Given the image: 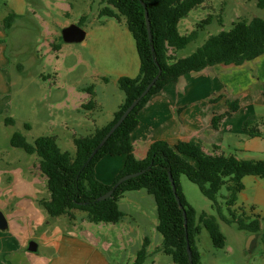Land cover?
Segmentation results:
<instances>
[{
    "label": "rangeland",
    "instance_id": "1",
    "mask_svg": "<svg viewBox=\"0 0 264 264\" xmlns=\"http://www.w3.org/2000/svg\"><path fill=\"white\" fill-rule=\"evenodd\" d=\"M257 3L258 0H208L180 22L182 35L198 30L199 37L176 52V57L193 54L211 36L231 30L238 22L264 18V10ZM101 8V0H0V16L20 15L6 39V73L10 83L6 94L0 95V198L13 211L1 207L9 221L7 234L21 244L26 239L29 245L36 243L38 251L28 254L39 261L42 257H55L53 251L57 247L53 240L80 239L103 251L109 248L105 246L107 241L111 244L106 252L110 264H134L149 238L146 264H175L161 251L163 237L157 230L156 202L145 190L127 193L119 206L123 220L110 224L90 222L87 213L80 210L72 212L74 218L50 217L39 204L41 199L50 197L42 183L38 186L43 192L34 207L30 206L32 198H22L16 189L27 178L26 168L34 170L39 162L36 155L11 146L14 133L23 134L30 143L41 136H54L62 150L75 154L74 139L106 126L124 102L119 79L139 74L140 58L125 18L119 22L101 17ZM210 16L214 20L207 24ZM219 18L223 24L218 22ZM81 23L87 32L86 39L78 44L65 43L62 30ZM7 119L15 123L8 125ZM250 178L261 181L259 177ZM250 181L254 185L255 180ZM180 185L187 201L199 213L206 212L218 219L226 237L225 247L216 249L208 231L202 229L197 244L203 264H264L262 238L256 241L257 247L248 249L252 235L223 222L212 201L185 175L181 176ZM227 194L224 188L218 197L225 214ZM250 209L247 212L252 216ZM16 255L20 254L13 255V261Z\"/></svg>",
    "mask_w": 264,
    "mask_h": 264
},
{
    "label": "trees",
    "instance_id": "2",
    "mask_svg": "<svg viewBox=\"0 0 264 264\" xmlns=\"http://www.w3.org/2000/svg\"><path fill=\"white\" fill-rule=\"evenodd\" d=\"M208 0H101L100 16L114 18L121 22L125 18L132 34L140 58L138 76H123L119 88L125 95L124 102L115 113L114 119L106 126L97 128L94 133L75 138V154L64 151L54 136H41L33 143L16 132L11 138V146L24 150L39 158L41 173L47 178L49 199L39 201L50 217L70 216L73 211L87 213V220L94 223L117 224L124 218L119 202L128 192L145 190L155 199L158 214L157 230L163 237L161 251L170 256L175 264H191L188 245L192 252V264H201V254L197 247V237L205 228L216 249H223L226 237L221 231L218 219L206 212L198 216L197 210L187 201L180 185L185 175L197 185L201 193L213 203V208L226 224H236L241 231L262 238L264 218L249 215L245 207L238 206L239 195L244 190L245 177L264 178V160H240L234 154L207 153L198 142H180L172 146L166 141H156L148 149L147 155L139 159L134 154L132 134L139 125V113L150 99L164 88L177 82L182 76L197 73L217 65L242 66L264 55V18L254 17L250 21L238 22L229 31H221L211 36L193 54L177 58L176 52L184 50L196 41L199 31L182 35L180 22L190 12L204 5ZM258 7L264 10V0H258ZM146 10L151 22L152 41L149 39ZM20 17L10 13L3 25L7 31L13 28ZM213 16L207 20L212 23ZM223 24L222 19H218ZM83 26V23L80 24ZM62 39V38H61ZM154 48V50L152 49ZM159 75L150 92L140 101L123 124L112 134L102 148L100 143L117 123L126 109L136 100L147 86ZM89 90V89H88ZM90 93L94 95L91 88ZM95 106V103H93ZM92 104V105H93ZM232 111L238 105L229 103ZM231 115L227 112L213 119L218 122ZM7 124L14 120L7 119ZM264 127V119L258 122ZM29 130L30 127L26 126ZM98 151L94 154V152ZM94 154V155H93ZM107 156H126L123 169L112 184H105L97 177L96 166ZM144 171L143 174L121 184L112 197L99 201V198L113 189L122 177ZM169 174H172L177 194L183 205L179 207ZM227 190L224 206L218 201L223 189ZM251 212L254 210L250 209ZM184 212L187 215L185 225ZM263 239V238H262ZM151 241L145 239L134 264H146Z\"/></svg>",
    "mask_w": 264,
    "mask_h": 264
},
{
    "label": "crops",
    "instance_id": "3",
    "mask_svg": "<svg viewBox=\"0 0 264 264\" xmlns=\"http://www.w3.org/2000/svg\"><path fill=\"white\" fill-rule=\"evenodd\" d=\"M5 18L6 15L0 16V95L6 94L10 83L6 73L8 63L5 52L6 39L12 29L6 30L3 25ZM230 102L237 104L238 110L232 111ZM117 111L114 112L113 119ZM227 112L231 115L219 121L218 127H214V117ZM262 119L264 55L242 66L221 64L202 72H193L168 84L139 113V125L132 134L134 154L139 159L144 158L150 145L160 140L172 146L194 141L200 143L209 154H234L240 160L261 161L264 160V127H260L258 122ZM125 161L126 156L103 158L96 166L98 179L105 184H112L123 169ZM26 172V180H23V185H17L16 189L22 198H32L30 206L34 207L35 201L43 192L38 184L42 183L47 188V178L41 173L39 163L34 170L32 167L26 168ZM250 180H255L254 185H251ZM260 180L251 179L250 176L244 178L245 188L239 195L238 206L247 209L253 207L254 215L264 216V178ZM1 199L0 210L2 211L1 207H6L13 213ZM201 213L198 212V216ZM41 219L45 222L44 217ZM233 225L238 228L236 224ZM7 230H0V264H110L106 252H109L111 244L107 241L105 246L109 248L103 251L80 239H66L62 242L53 240L52 243L57 247L53 251L55 257H42L39 261L28 254L29 239L21 244L13 236H9ZM262 238L264 243V234ZM259 239L256 237L252 240L251 248L257 247L256 241ZM47 242L50 243L45 240ZM15 254L20 255H16V260L13 261ZM203 260L201 255V264Z\"/></svg>",
    "mask_w": 264,
    "mask_h": 264
},
{
    "label": "water",
    "instance_id": "4",
    "mask_svg": "<svg viewBox=\"0 0 264 264\" xmlns=\"http://www.w3.org/2000/svg\"><path fill=\"white\" fill-rule=\"evenodd\" d=\"M146 21H147V29H148V34H149V39L150 41H152V33H151V22L149 19V15H148V11L146 10ZM87 36V32L86 30L79 26V25H71L69 27H66L62 30V40L65 43H69V44H78V43H82ZM152 49L154 50V48L152 47ZM159 79V75L157 77H155L153 79V81L147 86V88L143 91V93L136 99L133 101V103L126 109V111L122 114V116L120 117V119L117 121V123L111 128V130L109 131V133L106 135V137L102 140V142L100 143L99 148H102L104 146V144L106 143V141L112 136V134L123 124V122L126 120V118L133 112V110L135 109V107L140 103V101L150 92V90L153 88V86L156 84V82ZM98 149L94 152V154L98 151ZM93 154V155H94ZM144 171L138 172V173H133V174H129L126 175L124 177H122L121 179H119V181L114 185L113 189L110 190L108 193H106L105 195H103L102 197L99 198V201H104L110 197H112L113 193L115 192V190L124 182L135 178L141 174H143ZM170 177V182L174 191V194L176 196V200L179 204V207L181 209H183V205L181 203V200L177 194V188L173 179L172 174H169ZM184 217H185V225L187 227V215L186 212H184ZM8 228V220L5 216V214L0 210V230L1 231H5ZM257 237V235L252 234V239H255ZM251 247V242L248 244V249H250ZM28 250L30 252H36L37 251V245L34 242H31ZM188 253H189V260L192 264V252H191V248L190 245H188Z\"/></svg>",
    "mask_w": 264,
    "mask_h": 264
}]
</instances>
